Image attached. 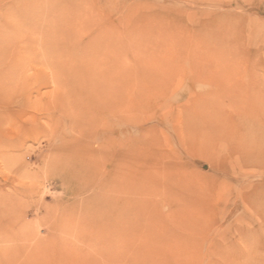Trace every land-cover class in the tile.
Wrapping results in <instances>:
<instances>
[{
  "label": "rangeland",
  "instance_id": "obj_1",
  "mask_svg": "<svg viewBox=\"0 0 264 264\" xmlns=\"http://www.w3.org/2000/svg\"><path fill=\"white\" fill-rule=\"evenodd\" d=\"M212 77L264 91V0H0V264H264Z\"/></svg>",
  "mask_w": 264,
  "mask_h": 264
},
{
  "label": "bare ground",
  "instance_id": "obj_2",
  "mask_svg": "<svg viewBox=\"0 0 264 264\" xmlns=\"http://www.w3.org/2000/svg\"><path fill=\"white\" fill-rule=\"evenodd\" d=\"M91 22L93 23V21H91ZM66 30H67V28H66ZM95 77H96V75H95ZM217 77L216 78L212 77L213 79L209 83L212 85L215 84V86L219 87V89L220 88L226 89V90L222 91V93H224V95L230 94L228 92H230L231 89L229 88V90H228V87L231 84L228 83V80L217 78ZM120 86H123V85L120 84ZM236 86H237V89L239 90L238 94L236 95V97L238 99H236V97H233L232 96L233 94L232 95L230 94L229 96H227V98H226V96L224 98H221V102L222 101L223 102L228 101L229 106L232 107L234 110L231 112L230 111L228 112L224 107H221V106H224V104L223 105H221V104L220 105L219 104L218 105L209 104V105H207L208 108L206 107L208 114H206V116L203 117V119H205L207 122L208 121H215L216 122L215 125H217V124L219 125V122L225 123V130L226 131L222 135V137H223V141H225V142L229 143V145H231L230 155L234 156L237 159H240L241 157H243V158L246 157V158H249L251 161H253V160H255V158H258L261 153L264 152V91H257L254 94H252L253 92H250V90L247 89L246 87L245 88L240 87V85H236ZM111 87H107V88H110V90L113 92L114 91V90H112L113 87L112 88ZM117 87L119 88V85ZM114 89H116V88H114ZM100 91H102V90H100ZM112 92H110V93H112ZM110 97H111L110 100H108L105 103V105L109 106L110 110L114 109L115 103H122V101H123V94L121 91L120 92L119 91L114 92ZM172 181L174 182V180H172ZM113 200H116V199H113ZM126 202H127L126 199H124L121 202L124 208H125V204H127ZM113 231H114L113 234L117 232V230H115V229ZM142 242H143V240H142ZM110 246H112V245H110ZM133 247L154 249V248H158L159 246L158 245L157 246H153V245H149V246L146 245L145 246V245L136 244ZM161 247H163V246L161 245ZM113 249H116V248H113ZM107 251H109V247H108ZM95 252H97V250ZM102 252H104V251H102ZM105 253L107 254L106 251H105ZM77 255H80V254H77ZM73 256H74V254H73ZM73 256H72V259H64L63 260V258H61L60 259L61 261L58 264H99L98 262H95V260H93L94 262L92 261L90 263L89 259L85 260V261L82 260L83 262L78 261L79 257L73 258ZM114 256H115V254L113 255V257ZM113 257H112V259H113ZM118 257H119V255H118ZM110 260L111 259H109L108 261H110ZM113 261H114V259H113ZM44 262H45V260H44ZM46 263H47V261H46ZM113 263H115V262H110V263L106 262L104 264H113ZM47 264H49V263H47ZM117 264H125V260H119Z\"/></svg>",
  "mask_w": 264,
  "mask_h": 264
}]
</instances>
